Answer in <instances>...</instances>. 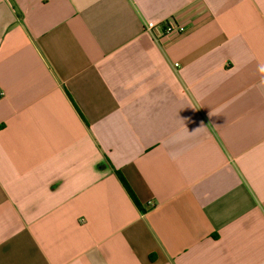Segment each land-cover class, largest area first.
<instances>
[{
	"label": "crops",
	"instance_id": "0c3cea01",
	"mask_svg": "<svg viewBox=\"0 0 264 264\" xmlns=\"http://www.w3.org/2000/svg\"><path fill=\"white\" fill-rule=\"evenodd\" d=\"M0 264H264V0H0Z\"/></svg>",
	"mask_w": 264,
	"mask_h": 264
},
{
	"label": "built area",
	"instance_id": "2783aa9c",
	"mask_svg": "<svg viewBox=\"0 0 264 264\" xmlns=\"http://www.w3.org/2000/svg\"><path fill=\"white\" fill-rule=\"evenodd\" d=\"M146 32L151 33L157 41H162L174 35L187 32V28L178 22L168 20L165 22H147L144 26ZM176 66H179L176 64Z\"/></svg>",
	"mask_w": 264,
	"mask_h": 264
},
{
	"label": "trees",
	"instance_id": "16d2710c",
	"mask_svg": "<svg viewBox=\"0 0 264 264\" xmlns=\"http://www.w3.org/2000/svg\"><path fill=\"white\" fill-rule=\"evenodd\" d=\"M116 175L118 176L119 180L121 181L122 185L124 186V188L126 189L128 194L130 195V197L132 198V200L134 201L136 206L140 208L141 206H140V203H139L136 195L134 194V192L132 191V189L128 185V183H127L126 179L124 178V176L122 175V173L119 171H116Z\"/></svg>",
	"mask_w": 264,
	"mask_h": 264
}]
</instances>
